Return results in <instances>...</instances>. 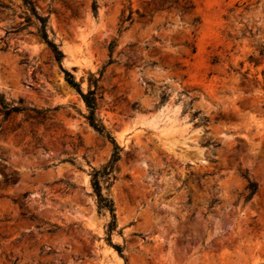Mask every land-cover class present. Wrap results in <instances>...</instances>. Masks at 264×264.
Instances as JSON below:
<instances>
[{
	"label": "rangeland",
	"instance_id": "374dc122",
	"mask_svg": "<svg viewBox=\"0 0 264 264\" xmlns=\"http://www.w3.org/2000/svg\"><path fill=\"white\" fill-rule=\"evenodd\" d=\"M32 1L62 68L0 0V264H264V0ZM62 69L100 76L111 233L90 172L113 144Z\"/></svg>",
	"mask_w": 264,
	"mask_h": 264
},
{
	"label": "trees",
	"instance_id": "16d2710c",
	"mask_svg": "<svg viewBox=\"0 0 264 264\" xmlns=\"http://www.w3.org/2000/svg\"><path fill=\"white\" fill-rule=\"evenodd\" d=\"M22 3L25 8V22L33 23L35 25L36 35L49 48L55 61L61 67L63 53L59 48L58 43L55 41L54 37H51L49 34L50 27L48 24V16L41 15L37 11L35 4L33 3L32 0H22ZM149 3L154 4L156 8L162 10L172 9L174 7H178L179 5L178 0H150L148 4ZM181 8L182 11L188 12L193 8V5L191 3L185 2L184 4L181 5ZM96 9L97 6L94 1L92 3V10L94 14H96ZM136 12L138 13V10ZM131 14L132 11H130L127 16L122 15V17L120 18V23L118 25V34H120L125 29L124 24L126 21H129L131 19ZM113 47H114V40L110 41V43L108 44V49L110 53H112ZM260 54H262V51H260ZM109 62H111V60ZM254 63L255 65L257 64L256 61H254ZM62 70L64 72V79L66 83L76 90V92L80 95L82 101L84 102V105L87 109V114L85 115V119L87 120L88 124L98 133L108 138L113 144V152L111 154L109 161L102 168L92 169V171L90 172L92 191L95 194L98 211L100 212L101 210H107L110 214L111 220L107 225L108 226L107 231L108 233H111L116 228V219L114 213L115 209L112 199L108 197L106 194H104V192L102 191V182H106L109 180L110 174L113 171L115 163L120 158L121 148L118 146L115 139L112 136H110L109 133L105 130V127L103 126L101 121L96 117L97 93L100 88L98 82L100 80V76L95 77L92 73H90L89 74L90 77L87 81L88 87L87 90L84 92L81 88L80 83L76 81L73 74L66 69H62ZM0 100L1 102H4L1 96H0ZM4 107L6 108V112L14 111V110L16 111L19 109L16 106L7 107L6 105H4ZM247 180H248V183L246 185L247 195L245 196V200L251 199V197L258 190V184L256 181L250 179ZM52 226L57 227V225H52ZM114 247L121 254V247L119 245H114Z\"/></svg>",
	"mask_w": 264,
	"mask_h": 264
}]
</instances>
